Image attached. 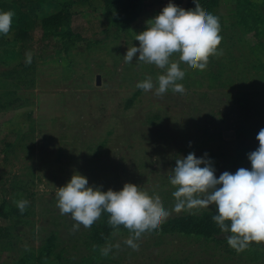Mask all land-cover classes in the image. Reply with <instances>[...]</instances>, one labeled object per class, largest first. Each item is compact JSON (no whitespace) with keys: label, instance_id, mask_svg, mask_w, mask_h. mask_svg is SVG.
I'll list each match as a JSON object with an SVG mask.
<instances>
[{"label":"rangeland","instance_id":"1","mask_svg":"<svg viewBox=\"0 0 264 264\" xmlns=\"http://www.w3.org/2000/svg\"><path fill=\"white\" fill-rule=\"evenodd\" d=\"M236 1L219 0L210 11L222 40L206 69L181 62L185 77L177 83L185 91L169 88L157 97L136 85L148 76L155 84L165 70L137 63L139 53L131 63L124 56L171 0H144L138 18L119 33L107 26L104 0H0L16 9L9 33L0 34L8 42L0 48V264H264V243L237 252L224 238L231 233L203 240L146 232L133 250L124 242L130 233L121 231L95 247L90 228L73 232L71 214L56 206L57 188L75 173L104 192L126 183L142 187L171 211L175 188L167 174L177 157L207 153L217 178L251 170L248 153L259 147L264 128V0ZM19 2L35 3L34 16L18 10ZM63 3L72 37H62L61 27L44 34L36 21L57 14ZM17 29L27 30L29 50L16 40ZM22 199L29 201L23 214L14 203ZM205 211L216 207L172 212L165 221Z\"/></svg>","mask_w":264,"mask_h":264},{"label":"clouds","instance_id":"2","mask_svg":"<svg viewBox=\"0 0 264 264\" xmlns=\"http://www.w3.org/2000/svg\"><path fill=\"white\" fill-rule=\"evenodd\" d=\"M194 3L196 7L188 10L169 3L147 22L146 30L135 34L139 47H128L125 63H131L139 53L137 63L165 70L157 76L155 84L148 76L137 83L138 89L153 92L157 97H162L169 88L175 93H183L184 86L177 83L185 77L180 63L203 71L209 57L217 55L222 40L219 18L207 12L198 0ZM14 15L12 11H0V34L9 33ZM174 54H178V60L172 59ZM26 56L31 62V53ZM256 139L259 147L248 153L251 170L241 167L235 173L225 171L219 178L207 153L201 158L194 152L177 157L175 168L167 174L175 188L172 196L176 202L171 211L163 206L158 194L150 195L142 187L126 183L120 191L109 189L104 192L102 186H89L88 179L79 173L73 174L65 186L57 188L56 206L61 215L71 214L76 222L73 232L81 225L91 228L101 214L107 212L113 235H117L123 226L130 233L124 242L138 250L135 241L142 234L157 229L172 212L207 209L215 205L217 214L212 219L223 233H231L224 237L228 245L237 252L243 251L252 242L264 243V128L259 130ZM14 203L23 214L29 201L22 199ZM112 247L108 244L101 249V254L107 256Z\"/></svg>","mask_w":264,"mask_h":264},{"label":"trees","instance_id":"3","mask_svg":"<svg viewBox=\"0 0 264 264\" xmlns=\"http://www.w3.org/2000/svg\"><path fill=\"white\" fill-rule=\"evenodd\" d=\"M106 6L108 7L109 19L107 21V26H111L118 33L124 32L129 29L132 22H134L140 15V10L142 2L144 0H104ZM173 4L179 6L182 0H171ZM184 1V0H183ZM219 0H198V3L207 11L213 10ZM240 2V0H237ZM236 1V2H237ZM246 5H251L250 1H246ZM19 9H26L30 16H34L35 9L37 5L33 2H19ZM196 7L194 0H185L184 9H194ZM242 4L238 8H241ZM16 10V9H15ZM13 6L10 4H2L0 6V11H15ZM244 10H247L244 8ZM22 11H18L19 15ZM241 13V12H240ZM70 13L69 4L63 3L59 12L55 15L39 19L36 24L40 25L44 29V34H49L51 28H65L61 32L62 37L71 38L72 32L70 30ZM244 20L246 18L244 17ZM257 31V29H254ZM15 38L21 44V48L29 50L30 37L27 30L17 29ZM7 39L0 35V48L7 44ZM47 46V45H46ZM51 47V46H50ZM52 47L57 48L58 45H53ZM46 48V47H45ZM0 108H4L0 104ZM217 214L216 211H205L200 214L189 213L174 217L164 221L157 229L148 231L149 233H156L158 235L166 234H179L186 237H194L197 239L211 240L215 237L223 234L218 225L212 219L213 215ZM109 214L99 224H93L90 228V240L92 244L97 247L105 243V241L113 234V228L108 224ZM230 225V222H226ZM129 232L123 226H120L119 232ZM20 264H27L25 261H20ZM31 264H34L32 262Z\"/></svg>","mask_w":264,"mask_h":264},{"label":"water","instance_id":"4","mask_svg":"<svg viewBox=\"0 0 264 264\" xmlns=\"http://www.w3.org/2000/svg\"><path fill=\"white\" fill-rule=\"evenodd\" d=\"M95 84H96V86L100 85V76H96V83ZM223 137L224 138H231V137H233V134L230 132H224Z\"/></svg>","mask_w":264,"mask_h":264}]
</instances>
